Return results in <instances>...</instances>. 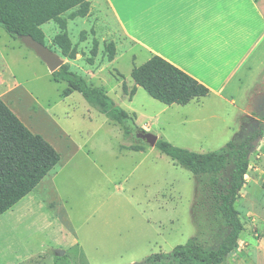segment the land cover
I'll return each instance as SVG.
<instances>
[{"label": "rangeland", "instance_id": "obj_1", "mask_svg": "<svg viewBox=\"0 0 264 264\" xmlns=\"http://www.w3.org/2000/svg\"><path fill=\"white\" fill-rule=\"evenodd\" d=\"M94 2L85 17L67 20L75 58L62 56L53 43L59 30L53 21L41 27L44 42L89 84L104 87L143 131L203 153L220 150L229 141L239 143L262 125L251 144L245 183L234 203L243 230L222 264H264V64L249 67L251 82L244 80L231 90L234 104L207 97L186 105H165L140 86L130 95L134 86L130 70L145 56L121 46L122 36L108 8L94 7ZM93 38L98 46L89 64ZM109 41L118 45L111 61L104 49ZM41 64L31 49L0 27V78L6 86L0 97L32 132L50 140L69 132L89 152V159L61 170L56 180L73 223L92 211L88 224L104 230L97 249L85 244L87 264L141 263L148 255L169 252L191 237L206 248H216L227 227L206 191L209 176H196L146 144L142 151L130 150L132 144L145 142L141 131L134 132L140 141L124 137L121 126L89 105L79 92L63 96L66 83L54 81ZM54 230L42 220L27 226L12 212L1 215L0 264H11L17 253L33 251Z\"/></svg>", "mask_w": 264, "mask_h": 264}, {"label": "trees", "instance_id": "obj_2", "mask_svg": "<svg viewBox=\"0 0 264 264\" xmlns=\"http://www.w3.org/2000/svg\"><path fill=\"white\" fill-rule=\"evenodd\" d=\"M89 10L90 0H0V27L14 39L30 35L46 46L41 25L53 21L59 29L53 36V43L62 56L73 59L77 51L67 34V20L85 17ZM80 37L84 39V32ZM97 46L98 41L93 38L91 56L87 58L89 64L93 63ZM104 49L107 51V60H113L114 42L109 41ZM50 76L54 81L66 83L61 91L63 96L79 92L99 113L118 123L124 137L140 141L134 132H143L142 128L135 124L132 114L112 100L104 87L89 84L81 75L71 70L67 63L51 72ZM130 77L134 83L130 95L134 94L136 86H140L149 96L165 105H185L209 93L205 85L155 54L140 65H133ZM262 119L264 120V114ZM261 132L262 125L259 124L241 142L229 141L220 150L203 153L157 139L154 147L176 164L196 176H209L205 183L206 191L215 210L224 220L227 232L216 248H206L195 237H191L184 244L175 245L169 252L158 251L148 255L141 263L133 264L224 263L236 248L239 234L243 230L234 203L245 183L251 144ZM144 144L148 145L145 142L132 144L129 149L143 150ZM58 158L54 147L40 134L32 132L0 98V212L28 192ZM261 188L264 191V179ZM65 257L69 264H77L72 254L66 253Z\"/></svg>", "mask_w": 264, "mask_h": 264}, {"label": "crops", "instance_id": "obj_3", "mask_svg": "<svg viewBox=\"0 0 264 264\" xmlns=\"http://www.w3.org/2000/svg\"><path fill=\"white\" fill-rule=\"evenodd\" d=\"M94 1V7L108 8L122 36L121 46L143 53L145 61L155 54L171 62L209 89L202 99L212 97L234 104L236 96L231 90L244 80L251 82V69L264 64V0ZM1 83L0 78V94L6 88ZM62 134L57 140L42 135L57 151L58 161L28 192L0 212V216L14 213L17 221H25L27 226L42 220L55 227L44 243L33 251L17 253L11 264L53 260L54 264H69L66 253L72 254L77 264H87L85 244L95 249L99 246L98 238L104 230L99 231L95 223L88 224L94 213L88 212L75 225L56 184L61 170L76 166L85 157L89 159L84 144L69 132Z\"/></svg>", "mask_w": 264, "mask_h": 264}, {"label": "water", "instance_id": "obj_4", "mask_svg": "<svg viewBox=\"0 0 264 264\" xmlns=\"http://www.w3.org/2000/svg\"><path fill=\"white\" fill-rule=\"evenodd\" d=\"M19 40L35 53V55L46 65L50 72L55 71L64 63V60L57 52L49 49L43 43L32 38V36L21 35L19 36ZM140 137L151 147L155 146L158 139L156 135L145 131L141 132ZM59 254L62 255L63 252L60 251Z\"/></svg>", "mask_w": 264, "mask_h": 264}]
</instances>
